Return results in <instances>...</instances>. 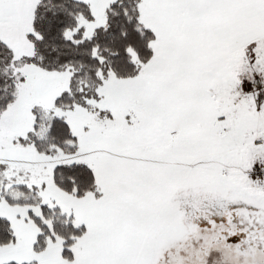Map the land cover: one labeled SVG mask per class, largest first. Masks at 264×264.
I'll return each mask as SVG.
<instances>
[{"label": "snow or ice", "instance_id": "1", "mask_svg": "<svg viewBox=\"0 0 264 264\" xmlns=\"http://www.w3.org/2000/svg\"><path fill=\"white\" fill-rule=\"evenodd\" d=\"M0 264H264V0H0Z\"/></svg>", "mask_w": 264, "mask_h": 264}]
</instances>
